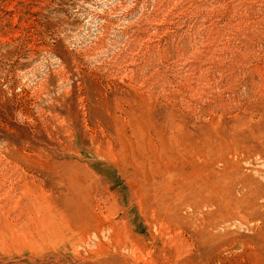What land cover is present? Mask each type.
<instances>
[{
    "label": "rangeland",
    "instance_id": "1",
    "mask_svg": "<svg viewBox=\"0 0 264 264\" xmlns=\"http://www.w3.org/2000/svg\"><path fill=\"white\" fill-rule=\"evenodd\" d=\"M0 264H264V0H0Z\"/></svg>",
    "mask_w": 264,
    "mask_h": 264
},
{
    "label": "bare ground",
    "instance_id": "2",
    "mask_svg": "<svg viewBox=\"0 0 264 264\" xmlns=\"http://www.w3.org/2000/svg\"><path fill=\"white\" fill-rule=\"evenodd\" d=\"M256 95V94H255ZM255 99V98H254ZM193 182V181H192ZM192 185H193V183H192ZM205 185H208V183H205ZM147 193V192H146ZM216 195V194H215ZM214 199V198H213ZM223 199V198H222ZM138 200V199H137ZM157 200H160V201H162V199L160 198V197H158V199ZM139 201V200H138ZM213 201H216V200H213ZM177 202V201H176ZM223 202V201H222ZM211 204H215V202L214 203H211ZM141 209V208H140ZM64 217V216H63ZM58 219V218H57ZM57 219H56V221H57ZM151 219V221H153L152 223L153 224H155L158 228V231H159V234H162L161 236H163V235H167L169 238H170V231L169 230H166L167 228H164L163 227V225H169V224H167V221H165V219H157V218H154V217H151L150 218ZM167 219V218H166ZM146 220V219H145ZM67 224V223H66ZM71 225V224H70ZM115 227L117 226V224L116 225H114ZM113 228V227H112ZM164 228V229H163ZM174 232H176V231H174ZM125 233V232H124ZM178 233H180V232H178ZM172 234V233H171ZM181 234V233H180ZM125 235H126V233H125ZM173 235V234H172ZM172 238H170V243L171 244H173L175 247L178 245V243H179V236L175 233V236L173 237V236H171ZM172 239V240H171ZM127 243H128V241H127ZM130 244L128 245V244H126V246L129 248V250L130 251H134V250H137L136 249V247H138L137 246V243H131V242H129ZM140 248V247H139Z\"/></svg>",
    "mask_w": 264,
    "mask_h": 264
}]
</instances>
